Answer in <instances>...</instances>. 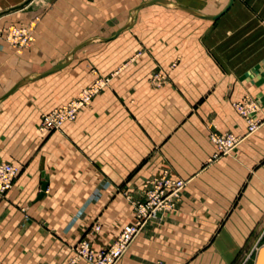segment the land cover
Instances as JSON below:
<instances>
[{
    "label": "crops",
    "instance_id": "crops-1",
    "mask_svg": "<svg viewBox=\"0 0 264 264\" xmlns=\"http://www.w3.org/2000/svg\"><path fill=\"white\" fill-rule=\"evenodd\" d=\"M26 1L0 0V13ZM149 1L32 0L0 16V163L18 170L0 198V264H65L80 239L106 249L163 176L183 182L174 210L153 213L117 264H235L261 246L264 0L133 13ZM10 26H32L28 48L4 40ZM94 77L105 85L75 120L40 133V116ZM245 96L260 109L251 134L233 108ZM214 132L237 137L234 149L214 157Z\"/></svg>",
    "mask_w": 264,
    "mask_h": 264
},
{
    "label": "built area",
    "instance_id": "built-area-1",
    "mask_svg": "<svg viewBox=\"0 0 264 264\" xmlns=\"http://www.w3.org/2000/svg\"><path fill=\"white\" fill-rule=\"evenodd\" d=\"M4 40L16 50L27 48L33 41L32 26L7 28ZM105 85L104 81L94 80L89 86L81 89L77 96L66 104L51 109L40 116L38 130L40 133L55 131L69 122H73L77 113L84 109ZM237 115L246 124L248 134L255 132L259 127L256 114L258 104L249 96L243 97L233 104ZM209 139L216 149L215 156L228 154L238 142V138L231 134L210 133ZM17 167L7 163H0V195L10 190L17 175ZM148 189L141 201L132 203L134 221L123 226L110 245L101 251L95 252L89 242L80 239L73 248L71 258L65 264H76L84 261L87 264H117L120 256L125 252L130 242L138 233L144 222L155 212H171L175 208L179 192L183 186L181 180H172L166 176L152 179L147 182ZM98 226L93 231H98Z\"/></svg>",
    "mask_w": 264,
    "mask_h": 264
},
{
    "label": "water",
    "instance_id": "water-1",
    "mask_svg": "<svg viewBox=\"0 0 264 264\" xmlns=\"http://www.w3.org/2000/svg\"><path fill=\"white\" fill-rule=\"evenodd\" d=\"M31 1H32V0H27L24 4H22V5H20V6H17V7L11 8V9L6 10V11H4V12H1V13H0V16H3V15H5V14L11 13V12H14V11H17V10H23V9H25L24 11H29V10H31V8L29 7V3H30ZM231 2H232V0H230V3H229V4H231ZM155 3H157V4H163V5L166 4L165 2H163V1H161V0H152V1H149V2H145V3L141 4L139 7L135 8V9L133 10V13H134L136 10H138L139 8L143 7V6H147V5L155 4ZM177 7H178V6H177ZM178 8L181 9V10H183L184 12L189 13V14H192V15H195V16H199V15H197L196 13H194V12L191 11V10H187V9H185V8H181V7H178ZM199 17H201V16H199ZM130 20H131V17H130ZM130 20H129V22H128L126 25H124V26L121 27L119 30H117V31L115 32V34L112 36V38L115 37V36H117V35H118L119 33H121L122 31L126 30V29L130 26ZM101 41H106V39H102ZM88 43H89V42H84V43L78 45L76 48H74V49L69 53V55L66 56L65 60H63V61H62L61 63H59L57 66L51 68L50 70H48L47 72H45V73L42 74L41 76H45V75H47V74H50V73H52V72H55V71H57V70L63 68V67L67 64V62H68V57H69L74 51H76L77 49H79V48L85 46V45L88 44ZM33 79H35V78H32V79H23V80L19 81V82L16 83V84H15L10 90H8V92L5 94V96H8V95L11 94L16 88H18L19 86H21V85H23L24 83H26V82H28V81H30V80H33ZM5 96H4V97H5ZM40 186H41V187H40V191L43 192L44 189H45V184L43 183V184H41ZM253 264H264V244L261 245V246L258 248V250H257V252H256V254H255V259H254V263H253Z\"/></svg>",
    "mask_w": 264,
    "mask_h": 264
},
{
    "label": "rangeland",
    "instance_id": "rangeland-1",
    "mask_svg": "<svg viewBox=\"0 0 264 264\" xmlns=\"http://www.w3.org/2000/svg\"><path fill=\"white\" fill-rule=\"evenodd\" d=\"M32 33H33V31H32ZM30 46V45H29ZM28 46V47H29ZM27 47V48H28ZM155 77L157 76V74H155L154 75ZM96 79H99V80H101V81H103V79H101V78H98V77H94L93 78V80H92V82L94 81V80H96ZM91 82V83H92ZM90 83V84H91ZM89 84V85H90ZM88 85V86H89ZM87 87V86H86ZM85 88V87H84ZM83 89V88H82ZM78 94V93H77ZM77 94H76V96H77ZM6 193V192H5ZM4 193V194H5ZM4 194H2V195H0V198H2L3 196H4ZM166 213H170V212H166ZM257 232L259 233V232H263V234H262V236H261V238H260V243H261V245H263L264 244V226H259L258 227V229H257ZM72 254H73V252H72ZM255 254L256 253H254L251 257H249V258H247L245 261L244 260H240V258L237 260V262L235 263V264H253L254 263V259H255Z\"/></svg>",
    "mask_w": 264,
    "mask_h": 264
}]
</instances>
